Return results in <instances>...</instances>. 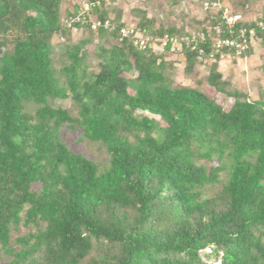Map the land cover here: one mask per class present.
I'll return each instance as SVG.
<instances>
[{
    "label": "trees",
    "instance_id": "trees-1",
    "mask_svg": "<svg viewBox=\"0 0 264 264\" xmlns=\"http://www.w3.org/2000/svg\"><path fill=\"white\" fill-rule=\"evenodd\" d=\"M88 3L80 21L65 25L61 0H0L5 264H264V95L232 89L218 56L205 92L171 87V63L121 33L122 11L105 26V0ZM133 14L153 39L189 33L155 28L144 10ZM72 28L95 35L90 71L89 40L71 43ZM59 35L68 63L56 69L51 39ZM254 39L264 44V31ZM201 47L210 51L209 42ZM179 51L188 72L207 59L193 45ZM66 98L76 116L51 104ZM66 129L100 143L106 161L71 149Z\"/></svg>",
    "mask_w": 264,
    "mask_h": 264
},
{
    "label": "rangeland",
    "instance_id": "rangeland-1",
    "mask_svg": "<svg viewBox=\"0 0 264 264\" xmlns=\"http://www.w3.org/2000/svg\"><path fill=\"white\" fill-rule=\"evenodd\" d=\"M223 5L232 10L241 11L249 19L264 17V0H219ZM108 8V20L106 26L114 18L115 10H121V21L125 24L123 29L130 27L136 29L137 18L133 9L146 11L148 18L154 19V26L182 28L185 32L201 30L206 23V11L203 9L202 0H105ZM88 0H61V22L65 25L69 18L65 11H73L74 6L79 7V15L86 12ZM201 28V29H200ZM81 39H88L87 57L85 64L88 70L95 68L98 58L96 56L95 35L83 28H72L70 42L76 43ZM65 39L62 36L52 37L53 61L56 69L68 63L63 51ZM250 56L244 58L226 57L217 63V70L223 79L230 83L232 89L246 94L249 99H257L264 95V44L259 39H253L250 46ZM153 50L157 54H163L172 68H166L169 84L171 87L194 86L205 92L207 87V76L214 62L208 59L198 60L193 70L185 69V59L180 49L170 50L165 53L163 44L155 41ZM63 79V77H62ZM53 106H60L69 111L73 116L78 114V106L70 99H55L51 101ZM64 142L75 152H80L92 160L102 164L106 161L105 148L98 142H90L86 139L80 141L78 131L64 130ZM25 232L21 228L19 233ZM15 234V235H17ZM14 235V236H15ZM1 262L5 264L8 258L0 252Z\"/></svg>",
    "mask_w": 264,
    "mask_h": 264
},
{
    "label": "built area",
    "instance_id": "built-area-1",
    "mask_svg": "<svg viewBox=\"0 0 264 264\" xmlns=\"http://www.w3.org/2000/svg\"><path fill=\"white\" fill-rule=\"evenodd\" d=\"M98 1H96L97 3ZM94 4V3H92ZM203 9L206 11V17L209 19H218L216 24H203V29L188 33L184 36H167L163 38L153 39L145 30H135L130 27L121 29L123 35H131L134 45L141 50L151 48L155 41H160L163 44L168 41L171 44L170 50L181 49L182 45H193L198 48V53L201 56H207L208 60L214 61L218 56L219 61L226 57L241 58L251 46V41L254 39L257 30L264 31V17L249 19L243 15L241 11L232 10L228 6L223 5L219 0H204L202 2ZM89 8V3L86 4V10ZM80 21V15L69 19L67 24L72 21ZM107 21L105 22L106 26ZM251 23L248 27L246 24ZM100 25L99 21L93 23V28ZM222 26L226 28L228 36H222ZM238 26V27H237ZM205 42L210 43V51L205 52L201 47ZM201 44V45H200ZM230 49L231 51L228 52ZM227 50V52H225Z\"/></svg>",
    "mask_w": 264,
    "mask_h": 264
},
{
    "label": "crops",
    "instance_id": "crops-1",
    "mask_svg": "<svg viewBox=\"0 0 264 264\" xmlns=\"http://www.w3.org/2000/svg\"><path fill=\"white\" fill-rule=\"evenodd\" d=\"M249 56H250V55H249ZM249 56H248V57H249Z\"/></svg>",
    "mask_w": 264,
    "mask_h": 264
}]
</instances>
